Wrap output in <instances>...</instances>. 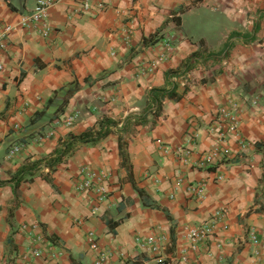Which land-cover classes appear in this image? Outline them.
I'll list each match as a JSON object with an SVG mask.
<instances>
[{"label": "crops", "instance_id": "crops-1", "mask_svg": "<svg viewBox=\"0 0 264 264\" xmlns=\"http://www.w3.org/2000/svg\"><path fill=\"white\" fill-rule=\"evenodd\" d=\"M35 2L0 0V22L13 28L0 53L2 182L102 117L139 115L149 90L163 88L200 40L217 53L232 33L251 35L256 23L258 30L250 43L234 40L221 63L174 79L181 99L165 100L158 118L123 135L125 159L112 133L96 147L79 146L50 183L41 170L15 192L0 186V264H96L100 254L115 264H154L156 255L135 241L147 236L160 240L168 264H264V0H104V10L77 16L73 0H60L47 11V35L25 24ZM155 34V43L144 41ZM232 105L236 133L221 139L219 110ZM86 173L106 175L103 202L77 188ZM190 184L204 186L202 200ZM210 222L208 241L182 260L185 228Z\"/></svg>", "mask_w": 264, "mask_h": 264}, {"label": "trees", "instance_id": "trees-1", "mask_svg": "<svg viewBox=\"0 0 264 264\" xmlns=\"http://www.w3.org/2000/svg\"><path fill=\"white\" fill-rule=\"evenodd\" d=\"M185 9H181L182 13ZM261 17V16H260ZM259 17V18H260ZM174 20L179 23V18H174ZM258 30V23L254 25V29L251 35L238 33H232L227 42L225 43L222 50L217 53L207 52L204 47V42L200 40L198 42L199 49L190 55L186 60H184L181 66L176 70H170L165 75V86L163 88H152L147 94V104L145 109L139 115H129L120 120H114L108 117H102L96 123V126L82 132L80 134L70 133L66 138L60 140L55 149L46 157L27 160L11 177L10 180L2 182L0 181V186H11L13 192L17 190L22 182H30L33 180L36 173L41 170H47L46 175L43 177L48 183H50V178L48 175L56 171L57 167L61 164L66 163L68 158L76 151L79 146L87 145L96 147L100 142L105 139L108 135L116 133L119 138V150L122 159H125L124 147L126 145L123 135L134 133L136 127L144 126L148 124V117L158 118L162 114L163 102L165 100L178 101L181 99L182 95L176 92V85L173 83L174 79L185 76L191 70L195 68L203 67L206 63L212 62L214 64L221 63L226 58H228L229 53L234 45V40L241 38L243 43H250L255 39V33ZM157 35L144 40L145 42L155 43L157 41ZM66 101L63 102L60 109L65 106ZM136 191L140 197H145L143 190L136 188ZM154 208H159V206L151 204ZM169 217V216H168ZM171 221V218H169ZM121 220L115 221L114 224H120ZM111 226V225H110ZM171 228V238L173 239V228ZM11 239L8 240L10 244ZM6 264H13L12 260H7Z\"/></svg>", "mask_w": 264, "mask_h": 264}, {"label": "built area", "instance_id": "built-area-1", "mask_svg": "<svg viewBox=\"0 0 264 264\" xmlns=\"http://www.w3.org/2000/svg\"><path fill=\"white\" fill-rule=\"evenodd\" d=\"M60 0H36L34 9L32 13L28 16L26 25H41L42 30L41 32L44 35L49 34L54 30V28L51 27V25L48 24V15L47 11L48 9L56 2ZM75 2V7L72 8L70 12V16L74 15H80L84 14L86 12H89L90 10H98L102 11L106 8V4L104 0H73ZM13 31V28L5 24L3 22H0V53L3 52L7 46V42L10 38V35ZM2 70V66L0 65V71ZM264 97V95H263ZM259 102L257 100L252 101V105L256 106ZM237 111L238 109L235 106H231L229 109H220L219 114L220 117H222V122L225 125V131L220 133L221 139L227 138L228 136L235 134L237 129ZM73 122V118H68L66 123L69 125ZM196 134L192 132L190 134L189 138V146L188 149H192L196 144ZM187 149V150H188ZM186 150V152H187ZM18 149L13 148L10 151V155L17 153ZM188 153H185V155ZM207 160L211 159V156L206 158ZM185 162V160H183ZM86 179L82 182V184H79L77 188L82 190H89L93 191L96 195V201L98 203L103 202V200L106 198L107 192L104 188L103 182L106 178L105 174H101L99 177H94L91 174H85ZM188 192L191 193L193 197H195L196 200L200 201L204 198V186L202 184H190L188 186ZM221 217L220 212H216L215 216L212 219H219ZM212 222L206 223V224H200L197 226H189L185 228V236L187 241V248L181 251V259L185 260V253L187 250L195 251L198 249V247L202 244H205L208 241V238L212 235ZM24 227H22L23 229ZM87 243L91 250H97L98 249V243L93 235V233H88L87 237ZM262 240L264 241V235L262 236ZM35 241H40V238H36ZM136 243L139 244L141 247L145 248L147 252L156 255L154 264H168L166 260L160 258L161 255H159L161 250V244L160 240L154 236H147L146 238H139L136 237L135 239ZM250 241L253 243H256V238L254 234L250 235ZM33 256L40 257L41 252L38 248L33 250ZM96 264H115L114 262L108 261L107 256L104 254H100L98 256V259L96 261Z\"/></svg>", "mask_w": 264, "mask_h": 264}]
</instances>
